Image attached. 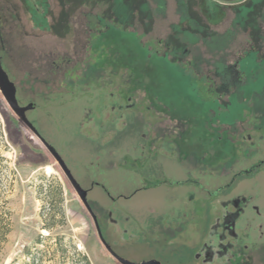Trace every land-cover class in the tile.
Returning a JSON list of instances; mask_svg holds the SVG:
<instances>
[{"label": "rangeland", "instance_id": "obj_1", "mask_svg": "<svg viewBox=\"0 0 264 264\" xmlns=\"http://www.w3.org/2000/svg\"><path fill=\"white\" fill-rule=\"evenodd\" d=\"M205 5L204 0H0V60L16 87L17 100L21 105L36 104L37 113L33 114H37L38 130L55 147L76 182L84 189L96 184L90 188L87 199L102 236L116 254L132 262L162 261L167 252L156 237L169 238L172 231L167 230L164 235L156 228V234L147 232L150 220L160 221L166 227L168 219L175 221L184 215L190 225L181 237H198L206 207L222 210L213 201L216 188L258 156L255 153L244 160L242 152L254 147L247 145L233 155L236 163L226 161L229 167L222 177H211L210 183L202 177L204 185L202 174L198 171L196 175L193 170L202 167L201 160L181 159L180 166L171 160L177 154L171 144L173 134L182 131L185 124L171 120L160 112L157 100L149 99V95H170L165 97V104L172 105L174 100L184 109L191 108L186 105V100L190 101L198 113L211 110L215 123L230 124L243 113L244 107L237 105L236 97H229L227 112L223 110L225 96L219 101L207 99L203 89L208 94L209 90L218 91L222 78L217 67L223 63L232 65L243 50L264 42V0L249 2L239 10L234 8L224 18H219L224 14L220 9L210 15ZM247 9L251 12L243 16ZM95 16L101 17L99 24ZM119 19L124 20L123 25L117 23ZM108 23L117 28L113 34L124 39L120 44L125 55H130L124 61H130L129 68L120 64V48L112 52L109 45L100 44L99 50H95L96 43L103 41L99 33ZM134 40L144 48L141 56L149 59L141 61L143 57L134 55L137 49H131L129 44ZM165 53L171 61L186 67L168 59L167 63L159 60L157 56ZM104 61L118 62L119 66L113 72L106 69L92 74L88 70L89 66L102 67ZM138 63L144 66L142 70L154 66L149 74L156 81V88L150 89V77L142 72L139 78L138 70L132 68ZM237 71L238 91L245 95L263 93L264 59L258 60L254 53L247 52ZM98 78L106 84V91L121 90L122 98H115L117 104L113 105L112 114L107 105L83 113L91 107L86 98H78L75 104L69 99L67 113L59 111V106L51 101L70 94L67 79H87L89 85H96ZM138 80L142 84H137ZM228 88L236 89L234 83ZM94 95L91 90L89 97ZM63 113L70 118L73 128L80 119L79 134L74 138L61 117ZM113 119L117 122L110 124L115 122ZM95 120L102 121L98 122L100 126ZM240 126L245 131V125ZM260 127L264 130V118ZM199 128H194L191 138L206 139ZM228 130L235 134L240 129ZM149 138L153 141L147 147L164 148V156L159 149L143 155L140 144L145 145ZM133 147H138L134 154ZM225 149L231 152L229 145ZM229 154L231 158L232 153ZM215 166L226 167L222 163ZM189 170L193 171L186 173ZM203 173L208 176L209 172ZM195 178L200 181L193 191L177 184ZM158 181L164 183L141 189ZM0 190L8 200L13 223L0 264H31V257L40 259V264H78L77 253L86 256L90 264H119L103 247L90 214L57 163L18 120L1 92ZM241 197H251L255 203L243 230L264 245L262 172L241 179L229 194L221 197L227 205V224L238 219ZM215 209L214 218L219 215ZM108 210L116 212L110 214ZM214 218L211 222L217 224L220 219ZM46 225L53 227L44 229ZM134 225L137 229H129ZM211 228L210 235H214L217 227ZM210 239L214 249L211 256L202 252L197 262L191 264H227L225 253L215 248L221 239ZM172 242L180 244L178 238ZM233 246L235 251L236 243ZM243 264H264V246L245 257Z\"/></svg>", "mask_w": 264, "mask_h": 264}, {"label": "flooded vegetation", "instance_id": "obj_2", "mask_svg": "<svg viewBox=\"0 0 264 264\" xmlns=\"http://www.w3.org/2000/svg\"><path fill=\"white\" fill-rule=\"evenodd\" d=\"M254 1L258 2L260 0H249L246 3L236 7V10L245 8L249 2L251 3ZM248 12H251V10L247 9L246 12L243 14V16H246ZM95 17H97V20H98L97 23L99 24L101 21L100 20L101 17L99 16H95ZM184 21H186V19H183V22ZM117 23L119 25L124 24V22H119V21ZM112 25L113 23L112 24L108 23L105 25V27L107 28L114 27L115 29H117L115 25L114 26ZM105 27L103 25L104 31H106ZM104 31H101L99 35H101V33ZM247 52L254 53L257 56L258 60H263L264 59V42L261 43L260 41V43H254L253 45H250L247 49L243 50L232 65H229V63H223V64H220L219 67H217V71H218L217 73H219L218 75H220L222 78V84H221V87L218 89V91L209 90V94H208L206 92V89L205 88L203 89V94L207 99L218 100V98L222 96L226 97V103L223 105L224 111L228 112V104L230 103L229 97L231 96L236 97L237 105L239 106L241 105L244 107L243 113L240 115V118L235 119L230 124L215 123L212 120V115L214 113H212L211 110H207L204 113H200V112L198 113L196 112L195 109H193L195 107L190 101L186 100L187 102L186 105L187 106L190 105L191 108L187 107L184 109V108H180L179 106H177L174 100L173 101L171 100L172 105L170 104L166 105L165 97L168 98L170 95L165 96L164 94H161L160 97L156 96L157 98L152 95H149V99L151 98V102H154V101L156 102V100L158 101L157 104L159 105L158 107L160 108L159 110L161 113H165L166 115L169 116L171 120L176 121L177 123L185 124V128L182 131H177L173 134L171 144L173 145V147L176 148L177 154L172 155L173 157L171 160L173 161L174 164L178 166H180L181 159L186 160L188 158H192L194 160H197V159L201 160L202 167L200 169H193V170L196 171V175L198 171L202 174L200 178L203 184L204 182L202 181V177L203 179L205 178L208 183H210V181H212L214 177L215 178L222 177L221 175L226 173V169L229 167L228 165H226V161L230 160V164L236 163L237 160L235 156L233 157V155H235L237 152L242 150L244 147H247V145H253L254 147L252 149L247 147L249 150L248 151L244 150L242 152V158L246 160L248 159V157L250 158L251 155L255 153H258L257 154L258 156L257 158H255V160L251 164H249L248 166L245 165L243 168H240V170L234 173L232 177H230L229 175V178L226 181V183L216 188V192H215L216 196L213 197V201L215 202V204L217 205L219 204L222 210H219V209L217 210L211 206L206 207L205 214L203 218L201 219L200 225L198 227V237H181V233L186 231L190 225V222H189L190 220L186 218L184 215L179 217L178 220H175V221H171L168 219V222L166 223V227H164L162 225V222L160 221L150 220L149 225H148L149 227L147 228L145 225V227L147 228V232L152 231L153 233L156 234L154 230L156 228V230L159 229L161 235L167 230L172 231V234H170L171 236H169V238L156 237V239L164 243L166 250H167L164 256L161 257L162 261H159L157 259H149L145 261L154 260V261L159 262V264H191L194 261L197 262V260L201 257L202 252L207 253L208 255L212 254L214 249H212L210 237H213V236L221 239L219 245L216 246L215 248L220 249L219 251L220 253H225L227 264H243L245 257L260 250V248L264 246L258 242V237H249V235L246 234L243 230L244 223H245L244 221L246 219L249 220L247 215L251 213V211H253L255 207L254 206L255 203L253 202V199L250 197L247 200H245L244 197H241V200H240L241 202L239 203V206L237 208L239 217L238 219H234L232 224H227L228 222L226 223L224 221V217H225L224 212L227 208V205L225 204V200L221 199V197H224L227 194H229L230 191L233 188H235V186L241 179L248 178V177H254L255 174L258 172H262L264 174V130H262L260 127L262 123V119L264 118V100H259V99H256L255 97L257 96L260 98H264V91L263 93H260L258 95H245L244 92L241 93L240 91H238V85L240 83V80H239L240 73L237 71V68H238V64L240 60L243 58L244 54ZM157 57L159 60L165 61L166 63L168 59L169 62L175 65L185 66L181 63H177L176 61L175 62L171 61L167 53L163 54V56H157ZM106 66L108 68H106ZM106 69H109L110 71L113 72L117 70V67L115 66V63L111 64L110 62H104L102 67H94V66H91V68L90 66L88 67V70L92 71V74L96 73L97 71H104ZM188 69L190 70V68ZM198 79L201 81L203 80L202 78H198ZM67 81L71 85L70 94H67L64 97H59V99L51 100L55 103L57 107L59 106V109H60L59 111H63L65 113L69 112V107L71 106V105L70 106L68 105V103L70 102L69 99H71L72 104L73 103L75 104L78 98H86V102L89 103L91 107L85 110H82V112L84 113V111L90 112L91 110L98 108L99 105H107L109 106V109L111 110L114 108L113 105L117 104V101L115 100V98L116 97L122 98V93L120 89H116L115 91H106L105 89H103L104 86H106V84L104 83V81L102 82L99 78L96 82V85H89L90 81L87 79L86 80L77 79L76 81H73L72 79H67ZM233 83L236 89L230 91L228 87L229 85H233ZM128 85L130 84L128 83ZM85 87L87 88L83 90V88ZM172 88L174 90L176 89L175 86H173V84H172ZM91 90L95 92V95L93 98L89 97ZM246 97H249L248 101L246 100ZM16 99H17V96H16ZM249 102H250V105H248ZM18 104L20 106H26L28 104L32 105L31 109L25 112V117L27 121L30 123L31 127L37 133L38 137L24 123L23 124L30 130V132L35 136V138L38 139V141L41 144H42L41 140H43L48 146H50L58 154L55 147L41 134V132L37 128L39 126L35 118L37 114H33V113H37L36 104L33 102H29L26 105H21L19 101H18ZM110 112L112 114V110ZM65 113H63V116L61 117L63 121L64 120L67 121L64 123L70 129L72 137L74 138L75 136L79 134L78 131L81 127L80 119H78V121L76 122L75 128H73L74 126L71 124L70 118H68ZM196 114L197 115L199 114V119L196 118ZM81 115L82 113L80 114V117ZM113 120H115V122L113 123L112 121L110 122V124H115L117 122L116 121L117 119H113ZM95 122L98 126H100L98 122H102V121L95 120ZM243 124L245 125V131L243 130V127L240 126ZM195 127H200L199 129L203 130L206 136V139L199 140L197 138H191L190 134L193 132ZM237 128H239L240 130L235 134H233V132L230 133L228 130V129H233V131H236ZM149 141L150 142L153 141V138H149L148 140H146L145 145L140 144L142 147V152L144 153L143 155H145V153L148 154L152 150L159 149L163 152V156H164L165 149L164 148H149L147 147V144ZM227 145H229L231 152L226 151L225 147ZM43 147L45 148L44 145ZM137 148L138 147H133L131 149L132 154L135 153L134 150ZM229 153H232L231 158L229 156L231 154ZM59 157L61 158L60 155ZM218 163L224 164L226 166L225 169L217 167V166L213 168V166L218 165ZM193 170L186 171V173H189L190 171H193ZM205 170L209 172L208 176L204 175L203 172ZM198 181H200L199 178H195V180L187 179L186 181H183V182H177V184L181 187L191 189V191H193L195 190V188H197L199 184ZM161 183H164V181H158L150 185L146 184L141 189H147L148 187L155 186ZM94 185L96 184L91 183L90 187L87 189H84L80 185L79 186L83 190H85L88 195L90 188H92ZM100 188L103 189L102 186ZM86 199H87V196H86ZM87 203H88V199H87ZM213 209H215L216 213L219 214L218 216H215V218L213 217L214 216L213 215L214 213L212 211ZM108 211L110 212V214L116 212V211L113 212L111 210H108ZM212 217L214 218V220L220 219L219 222H217V224H213L211 222V220L213 219ZM95 219H96V225L95 223L94 225L95 227L97 226L100 236L104 240L102 233L99 229L96 216H95ZM214 225H216L217 227L216 233L214 235L213 234L210 235V233L212 232L211 226H214ZM135 228L137 229L136 225H134V227H129V229L131 230ZM98 231H97V234H98ZM139 233H140V230L138 231L137 234ZM127 238L128 237H124V239H127ZM177 238L180 240V244L172 242L176 240ZM235 243L237 246H236V250L233 251V247H234L233 245ZM107 245L115 253L112 247L109 244ZM116 255L120 257L118 254ZM140 262H144V261H139V262H134V263H140ZM201 264H210V263L207 261L206 262L202 261Z\"/></svg>", "mask_w": 264, "mask_h": 264}, {"label": "trees", "instance_id": "obj_3", "mask_svg": "<svg viewBox=\"0 0 264 264\" xmlns=\"http://www.w3.org/2000/svg\"><path fill=\"white\" fill-rule=\"evenodd\" d=\"M118 21L119 22H124V20H122V19H119ZM105 25H104V27H105ZM105 29H106V31H104L103 34H101V36H100L101 40H103V41H99V42L96 43L95 50L96 51L99 50L98 47L100 46V44H103V45H106V46L109 45L110 48H111L110 50L112 52L115 51V50H120L121 49L120 52H122L121 56L123 58L122 59L118 58V59H119V61H122L120 63L122 66L128 67V65L130 64V61H127V63H124V61L127 59V56H130V55L129 54L125 55V53L122 50V45L120 44L121 42H124V39L121 38V37H120V39H118L117 36L115 34H113V33H115V28L114 27H111V28L105 27ZM129 44H131V46H132L131 49L133 47H136V49H137V51L134 50V55H136V56H141L142 55V52H143L144 48H142L138 44L137 40H134V43H129ZM135 45H137V46H135ZM138 50L139 51L141 50V51L139 52ZM141 57H143V56H141ZM147 59H149V58L143 57L141 59V61H145ZM117 63L115 64V66L118 68L119 65ZM134 66H136V67H134ZM134 66H132V68H136V70H138L137 74L139 75V78H142L141 75H140L141 72H142L143 76H145L147 78L150 77L149 72H151L153 70V68H154V66L151 65L149 70H147V69L142 70V67H144L142 65V63L141 64L138 63L137 65H134ZM134 75L136 76L135 72H134ZM148 79L151 82L150 89L152 90L153 86H154V88H156L157 87V84H155L156 81L153 80L151 77L148 78ZM137 84H142V83H141L140 80H138ZM12 227H13V223H12V219H11V212H10V210L8 208V200L6 199L5 194L0 190V260L2 258V254H3V251H4L5 245H6L7 241H8V235L12 231ZM52 227H53V225H46L44 229H50ZM26 254H30L29 251H27ZM76 256H77L76 263H78V264H90L88 259L86 258V256L81 255L79 253H77ZM31 260H32L31 264H40V259H35L34 257H31Z\"/></svg>", "mask_w": 264, "mask_h": 264}, {"label": "water", "instance_id": "obj_4", "mask_svg": "<svg viewBox=\"0 0 264 264\" xmlns=\"http://www.w3.org/2000/svg\"><path fill=\"white\" fill-rule=\"evenodd\" d=\"M0 92L3 96V99L5 100L6 104L11 109V111L19 118V120L22 123H24L38 137L37 133L34 131V129L31 127L30 123L27 121V119L25 117V112L27 110L31 109L32 105L28 104L26 106H20L18 104V101L16 99V88H15L13 82L10 81L7 73L4 71L2 64H1V60H0ZM41 142L45 146V148L48 150V152L52 155L54 161L60 167L64 176L66 177V179L70 183L71 187L73 188V190L75 191V193L79 197L80 201L82 202V204L84 205V207L86 208V210L88 211V213L90 214L91 218L93 219V221L96 225L95 216L93 215V213H92V211H91V209L87 203V199H86L87 192L85 190H83L79 186V184L76 182V180L72 177L70 171L68 170V168L66 167V165L64 164L62 159L59 157V155L50 146H48L43 140H41ZM96 228H97V226H96ZM97 231H98V228H97ZM98 236H99V239H100L102 245L106 249V251L114 259H116V261L119 264H159V262L154 261V260L144 261V262H140V263H134V262H130L128 260L122 259V258L118 257L110 249V247L106 244V242L100 236L99 231H98Z\"/></svg>", "mask_w": 264, "mask_h": 264}, {"label": "crops", "instance_id": "obj_5", "mask_svg": "<svg viewBox=\"0 0 264 264\" xmlns=\"http://www.w3.org/2000/svg\"><path fill=\"white\" fill-rule=\"evenodd\" d=\"M249 0H204L205 4L208 5L206 6L210 13V15L212 13L217 14L218 9H220V11L224 14H222L221 16L219 15V18H223L225 16V13H227L228 11H232L234 8L246 3ZM211 11V12H210Z\"/></svg>", "mask_w": 264, "mask_h": 264}, {"label": "bare ground", "instance_id": "obj_6", "mask_svg": "<svg viewBox=\"0 0 264 264\" xmlns=\"http://www.w3.org/2000/svg\"><path fill=\"white\" fill-rule=\"evenodd\" d=\"M47 170L49 171L50 169L48 168Z\"/></svg>", "mask_w": 264, "mask_h": 264}]
</instances>
